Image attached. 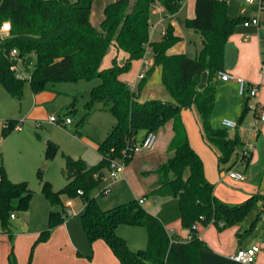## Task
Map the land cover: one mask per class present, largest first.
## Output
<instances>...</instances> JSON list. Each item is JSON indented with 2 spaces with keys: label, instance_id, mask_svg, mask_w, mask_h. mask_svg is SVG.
I'll return each instance as SVG.
<instances>
[{
  "label": "trees",
  "instance_id": "trees-1",
  "mask_svg": "<svg viewBox=\"0 0 264 264\" xmlns=\"http://www.w3.org/2000/svg\"><path fill=\"white\" fill-rule=\"evenodd\" d=\"M183 1L113 0L105 6L97 28L90 21L92 0H0V27L4 22L10 23L6 35L0 32V85L11 97L22 99L25 82L33 92H38L57 81L100 80L89 91L75 132L80 131L97 105L113 115L115 124L97 145L101 159L88 165L82 158L63 154V175L67 182L60 190H54L48 181L43 180L42 168L37 170V177L42 193L51 204L60 203L62 206V194L74 197L78 190H82L81 223L86 237L90 243L104 241L119 264H201L199 251L207 245L191 228L193 223L212 224L218 230L237 226V234H240L244 218L254 204L258 200L264 202V195L257 193L240 203H228L215 196L214 183L205 176L203 161L189 143L182 118L183 109L192 105L196 107L206 141L218 150L219 162H227L234 149L241 146L237 133L229 137L226 130L212 129L210 119L218 72L233 68L237 59V49L229 42V37L246 17L229 16L225 0H194V15L185 20L184 26L200 34L201 47L195 57L185 53L168 54L167 50L180 38L168 23L161 38L151 41V9L158 3L173 15ZM261 3L264 11V0ZM111 46L123 52L125 57L119 61L115 55L111 65L102 68ZM12 49L17 50L23 67L30 72L29 79L16 77L11 69ZM147 50L152 54V62L144 77L137 82L136 89H132L121 75L134 61L143 58ZM157 66L161 71V83L171 100L140 101L139 93ZM204 73L206 83L199 90L197 86ZM250 99L247 93L242 95L239 123L250 110ZM167 123H171L173 130L168 145V151L173 154L156 168L145 171L155 175L146 196L178 199L181 225L190 229L191 237L186 241L169 234L162 221L149 213L139 199L105 210L91 195L92 189L104 181L112 159H122L127 164L145 134L156 132ZM6 124L3 136L16 122L10 119ZM140 132L143 134L139 137ZM257 139L260 159L255 167V181L259 182L264 176V139L259 134ZM58 151V146L47 140L43 157L50 160ZM185 168L190 171L186 178ZM32 195L26 181L13 182L7 177L0 161V233L12 234L10 215L26 211ZM62 210L49 212V228L39 234L33 247L46 241L50 228L63 222ZM120 225L144 226L146 247L131 250L116 232ZM30 258L31 255L28 263ZM8 261L17 264L12 250Z\"/></svg>",
  "mask_w": 264,
  "mask_h": 264
},
{
  "label": "rangeland",
  "instance_id": "rangeland-1",
  "mask_svg": "<svg viewBox=\"0 0 264 264\" xmlns=\"http://www.w3.org/2000/svg\"><path fill=\"white\" fill-rule=\"evenodd\" d=\"M110 1L112 0H92L91 7L93 18L96 20V22H98V17L102 18L104 6ZM260 6V0H254L252 3H245L244 0H229L227 3V13L232 17L242 15L244 17L253 18L255 16L261 20V26H264V11L262 7L260 9ZM187 16V5H184L179 14L175 15L174 17L169 16V19L165 20L163 24L166 25L170 19H176L178 21L186 39L185 53L190 57H195L200 47L199 34L194 30H188L184 27L183 22ZM158 18L159 16L151 14L150 21L155 22ZM243 24L244 23H240L237 25L236 31L242 29ZM97 28H99L98 23ZM160 30L161 26L157 28H152L151 26L150 37L158 39ZM195 49L197 51H195ZM114 52V47L111 46L103 59L102 68H106L111 65L112 58L115 54ZM151 58L152 54L149 50H147L142 60L150 61ZM263 58L264 55L262 54L257 68V76L260 79L259 82H261L259 92L261 95V101L259 102L262 105H264V68H261V61ZM138 63L139 62H135L134 64L132 63L130 69L122 74V76L126 78V82L130 87L135 80ZM249 67H251L249 61H245L244 68L248 69ZM242 78L247 79L246 77ZM99 82L100 80L98 78L91 80H77L74 82L57 81L53 84H48L45 89H42L38 92H33L29 83L25 82L23 88L24 96L25 92L40 93V95H42V99H45L47 102L46 109L37 110L36 114L32 116V121L29 123L24 122V126L21 125V131L15 125L3 136L2 130L5 126V122L0 126V139H3V145L5 148H26V139L19 140V136H17L23 131H31V134L33 133V136L39 144H44L47 139L53 141L48 137L49 134L51 136H58V138H60L59 140L61 147L55 141H53L58 146L59 151L55 155V159H53L55 156L50 159L51 162L49 163V166L43 175V180L48 181L54 190H60L65 185V178L63 175V160L60 158L61 155L59 153L62 151L66 155H69L73 158H82L88 165L99 162L101 155L97 150L96 143L94 142L100 139L101 136L106 132L110 121L114 117L109 111H101L95 107L96 110L91 114V116H89L88 122L79 128L85 137L88 136L89 138L93 139L92 143L95 147H88L83 151L84 155L80 156L76 154H79L78 152L83 150L82 146L71 136H69V134H66L63 128H56L52 126V124H50L49 116L56 115L62 119L69 117L72 120V124L67 125L64 128H66L67 131L76 129L77 123L83 115L82 108L88 99L89 91ZM49 96H52V99L49 100ZM241 99L242 95L239 94L238 88L229 90L228 88L222 86L221 82L218 81L215 91L214 108L210 119L211 128L215 130H226V132L229 134H231V132L235 134L236 130L234 128H225L221 124V121L224 118L231 119L236 122L239 121ZM10 101H12L13 105L14 103H17V100L11 99ZM255 102L256 97H251L250 105L254 104ZM72 104L73 107H71ZM15 105V112L17 113L19 105ZM70 108H73L74 110L72 109V111ZM70 111H72V113H70ZM254 116L252 110H249L242 119L241 123L238 122V130H241L240 132H242V134L243 132L245 134L246 131V135L249 140H254L256 135L254 132H251V134L247 133V129L252 122H254V125L257 128H262V132L264 134V122L260 121L258 118H254ZM200 120L201 128L203 129L201 117ZM47 132H49V134H47ZM234 134L232 136H234ZM240 148L241 147L239 146L234 149L227 162H221L222 165L219 172L215 168L217 175L216 180L220 182L221 186L226 190H232V184L229 180H227L228 177L226 175V171L228 167L234 163ZM144 152L145 151L142 150L135 151L131 160L125 164V178L122 177L114 179L110 177L109 169L106 170V177L104 181L91 191V195L95 198L102 209H110L117 204L135 199V196L146 197V195L149 194V178L144 177L142 174L144 171L142 169V164L146 162ZM6 157L11 160L16 159L14 153L8 154ZM118 163L124 164L123 161H118ZM189 172V168H185V178L188 176ZM47 173L50 180L45 177V174ZM26 182L28 187L33 191V195L29 201L27 210L23 213H16V219L10 220L12 225V234H6L4 240L9 247L8 255H10L12 250L16 261L21 259L22 264H87V257L94 254V257L91 258L93 264H118L115 256L112 254L105 242L96 241L97 243H90L88 241L81 223L82 203L80 195L69 197L65 194H62L60 196L62 204L65 203L67 199L72 200L73 208L76 211V214L65 219L64 222L67 225V230L64 229V224L62 222L55 227L50 228V236L46 241L39 242L33 247V244L39 234L45 229L49 228V212L60 211L62 207L60 203L51 204L50 201L44 196L41 191V182L37 177V171L35 174H33V177L30 179V181L27 180ZM105 189L108 190L105 191ZM262 190H264V180L260 185L259 191L261 192ZM238 191L244 192V194L247 192L249 193V191L246 189H241ZM144 206L146 207V210L153 215L157 213L159 214L160 212L161 214H164V216L167 217V220L169 221L168 226H170V228H174L176 232L186 230L190 235V229L183 228L181 225L178 199L176 197H162L156 201L149 198L148 204ZM256 208L257 206H253L249 211L248 216L244 220L246 224L248 223L249 217ZM177 222H179L178 225ZM197 228L198 230H196L199 234L201 227L199 228L198 225ZM129 229H140V231H142V239L140 242H138V240H136V242L134 241L137 235L133 237L134 235L129 232ZM118 232L126 240L131 250L143 249L146 247L147 238L146 229L144 226L121 225ZM30 255L31 258L30 262L28 263Z\"/></svg>",
  "mask_w": 264,
  "mask_h": 264
},
{
  "label": "crops",
  "instance_id": "crops-1",
  "mask_svg": "<svg viewBox=\"0 0 264 264\" xmlns=\"http://www.w3.org/2000/svg\"><path fill=\"white\" fill-rule=\"evenodd\" d=\"M225 1L227 3L229 2V0H225ZM244 2L246 3L245 0ZM184 5H187V10H188V16L185 18L186 20L188 18L193 17L194 15V0H184L179 11L173 15L168 14L163 8V6H161L158 3H156L151 9V14H155L159 16V18L156 19L155 22L150 21L151 26L152 28H157L161 26V30L159 31L158 39H154L152 37H149V39L151 41L159 40L162 34L164 33L165 26L168 23L172 24V26L174 27V34L180 38V40L177 43H175L173 46H171L167 50L168 54L185 53V49H186L185 40L186 39L183 35V32L181 30V27L178 21L176 19H170V21L166 25L163 24L165 20L169 19V16L174 17L175 15L179 14L180 11L183 9ZM103 16L104 14L102 13V18L98 17L97 18L98 22H96V20L93 18V12H92V7H91L90 21L93 26L97 27V23L98 25L100 24V22L103 19ZM250 18L252 17H246V20ZM258 20L260 23L259 25H256V24L244 25L243 24L242 29L236 31V28H235L234 33L229 37V42H231V44L237 49V59H236V62L233 68L228 69L226 71L232 73L233 75L246 77L247 79L245 80L247 81L248 85H252V84L257 85L259 88V91L256 97V102H258L259 105H262L259 102L261 101V95L259 93L261 82H259L260 79L257 76V68H258L259 60L261 59L262 52L264 51V46H263L264 26H261L262 22L260 19ZM188 30H193V29H188ZM150 31H151V28H150ZM199 43L201 47L200 34H199ZM114 50H115L114 56L116 55L119 61L125 57V54L123 52H120V51L118 52L115 48ZM195 51L197 50L195 49ZM142 59L143 58L133 62V64L135 62H139L137 66L135 80L133 81V83H136V84L138 82L136 76L138 72L140 71L142 67V63H143ZM245 61H249L250 63L251 67H249L248 69L244 68ZM149 62L150 63L152 62V58L150 59ZM160 75H161L160 67L157 66L155 67L149 80L147 81V83L145 84V86L142 88V90L139 93L140 101L154 99V98L162 99V100H171V96L169 92L165 89V87L161 83ZM121 79L126 81V78H124V76L122 75H121ZM218 81L221 82L222 86L228 88L229 90L238 88V84L234 80L224 81L218 78L217 82ZM216 87H217V84H216ZM5 92H6L5 89L0 85V126L4 122L6 123V121L10 119L14 120L16 123L19 122L21 123L22 126H24V122L29 123L30 121H32V116L36 114L37 110H45L47 107L46 106L47 102L45 101V99H42V95H40V93L25 92V96L23 94L22 99L17 100L11 97L7 92L6 93ZM11 99L17 100L16 101L17 103H14L13 105L12 101H10ZM50 99H52V96H49V100ZM15 104L19 105L17 113L15 112L16 111ZM96 107L97 109L101 111H107V110L101 109L100 105H97ZM182 118H183V122L185 124L186 130H187L189 143L193 147V149L199 154V156L201 157L203 161L205 176L209 181L214 183V194L216 197L228 203H240V201H244V199L248 198L252 194L257 193V194L264 195V190H262L261 192L259 191L260 185L262 181L264 180V176L259 180V182L255 181L256 176H257V173H256L257 171L255 167L258 165L259 159H260V151L258 149L257 134H259L260 138L264 139L262 128H258V132L254 133L256 134L255 139H254L256 141V146L252 150L251 155L249 157V161L248 163H246V166L243 169L244 179L242 180V182H240L237 180L227 178V180H229L232 184V190H226L221 186L220 182L216 180V177H217L216 170H218L219 172L220 167L222 165L221 162L218 161L219 152L216 148H214L209 143H207L203 129L201 128L200 115L196 107L192 105L191 107L183 109ZM50 124H52V126L56 128H63L66 134H69V136H71L77 143H79L82 146L83 150L79 151L78 152L79 154H76V155L82 156L84 155L83 151L85 149H87L88 147L89 148L95 147L94 144L92 143L93 139L89 138L88 136L85 137L82 134L81 130L79 132H75V129L67 131L66 128H64L67 125L72 124V120L69 123H63V124H57V123L50 121ZM114 124H115V118H113L110 121V124L108 128L106 129V132L101 136V138L94 142L96 143V145H98L99 141H102L105 138L108 130ZM221 124H222V121H221ZM238 126L239 124L237 125L236 128H234L236 130L235 134L237 133L242 143H244L245 141H248L249 138L246 135V131H245V134L244 132L242 134V132H240L241 130H238ZM251 132L252 131H250V125H249L247 129V133L251 134ZM47 134H49V132H47ZM142 134L143 132H140L139 137ZM233 134H234L233 132H231V134L228 133L229 137H233L232 136ZM17 136H19V140L26 139V145H27L26 148H23V147H21L20 149H15V147L5 148L3 145L4 143L3 139H0V161L2 162L4 166L7 177L13 182H21V181H27V180L30 181V179L33 177V174H35L39 168H42V172L44 175V172H46L47 167L49 166V163L51 162V160L46 161L43 157L45 143L49 139H47L44 142V144H39L38 141L33 136V133L31 134V131L30 132L23 131L22 133H20V135H17ZM172 136H173L172 125L171 123H167L165 126H163L158 131L155 132V142L151 148L145 149V148L137 147L134 150V152L140 151V150L145 151L144 153H145L146 162L142 164V169L144 170L142 174L144 177L149 178L150 189L152 187V184L155 181V175L152 173L147 174L145 173V171L156 168L158 165L165 162L169 157L172 156L173 152L168 151V145H169V142ZM48 137L52 139L53 141H55L61 147V143L59 140L60 138H58V136H51L49 134ZM13 153L16 156L15 160H11L6 157V155L13 154ZM59 154L61 155L60 158H62L63 166H64L63 154L65 153L61 151ZM55 158L56 156L53 159ZM124 172H125V168L123 170V175H122L123 178H125ZM45 177L49 179L48 173L45 174ZM66 182L67 180L65 178V184ZM241 189H246L249 191V193L247 192L244 194V192L238 191ZM149 198L156 201L157 199H161L162 197L135 196V199H142L141 205L145 209L146 207L144 205L148 204ZM81 203H82V200H81ZM256 204L254 205V207L257 206V208L253 211L252 215L249 217L248 223L246 224L243 221V230L242 232H240V234H237V230H238L237 226H231V227H227L222 230H218L212 224H209L207 226L199 225V228L201 227V231L199 232V234L198 233L197 234L203 241H205L207 245L205 249H201L199 251V257H200L201 264H241V263L233 261L230 258L231 254H233L238 248H245V247L250 246L251 244H257L261 248L264 249V202L263 200H258ZM82 211H83V203H82L81 213ZM154 215L162 221V223L164 224L169 234H174L180 237V239H186L189 236L186 230L176 232L174 228H170V226H168L169 221L167 220V217H165L164 214H161V212L159 214L157 213ZM247 216L248 214L246 215V217ZM15 219H16V216L11 218L10 220H15ZM63 224H64V229L67 230L66 223L63 222ZM178 224L179 222H177V225ZM120 226H118L116 230L119 236H121L118 232ZM129 232L132 235H134L133 237L137 235V237L134 239L135 242L136 240L140 242V240L142 239L141 237L142 231H140V229H134V230L129 229ZM5 236H6L5 233H0V264H9V261H8L9 247L4 241ZM146 238H147V235H146ZM99 241H102V240H97V242ZM97 242L95 241V243ZM92 257H94V254L87 257V264H93L91 261ZM16 263L22 264L21 259L17 260ZM252 264H264V251H261L257 254L256 259L254 263Z\"/></svg>",
  "mask_w": 264,
  "mask_h": 264
},
{
  "label": "built area",
  "instance_id": "built-area-1",
  "mask_svg": "<svg viewBox=\"0 0 264 264\" xmlns=\"http://www.w3.org/2000/svg\"><path fill=\"white\" fill-rule=\"evenodd\" d=\"M245 1L247 3H252L254 0H245ZM260 5H261L260 6V9H261L262 7L261 0H260ZM243 23L244 25H248V24L259 25L260 24L257 17L247 19ZM9 30H10V23L9 22L2 23L0 27L1 34L6 35ZM10 56L13 59V64L11 66V69L15 72L16 77L20 79H29L30 72L26 71L25 68L23 67L20 61L21 59L18 57L17 50L12 49L10 51ZM142 61H143L142 67L136 76L138 81L144 77L146 70L150 66L149 61H146V60H142ZM261 62H262L261 68L263 69L264 68V58ZM218 78L224 81H227V80L236 81L238 84V91L240 95H244L245 93H247L250 97H257L258 95L259 88L257 85H254V84L248 85L247 81L244 78L233 75L232 73L228 71H219ZM131 88L136 89V83H132ZM250 110H252L253 116H254V113L258 114L257 116H254V118H258L259 120L264 121V105H259L258 102H255L254 104L250 105ZM49 120L57 124L69 123L71 121L70 118L62 119L60 117H57L56 115H50ZM222 125L225 128H236L238 123L234 120L224 118L222 120ZM6 126L7 124L5 123L4 127ZM16 127L20 130L21 123L19 122L16 123ZM250 131L254 133L258 132V128L254 125V122L250 124ZM154 142H155V132H148L145 134V136L139 143L138 147L148 149L153 146ZM255 146H256L255 140H248L241 144L240 146L241 148L238 151V154L236 156L234 163L226 171V175L228 178L237 180V181H242L244 179L243 169L245 168L246 162L249 159L251 152L255 148ZM118 161H123V160L122 159H112L109 165V175L110 177L114 179H118L122 177L123 170L125 167V163L119 164ZM107 190L108 189H105V191ZM77 194L81 196L83 194L82 190H78ZM139 203L140 204L142 203V199H139ZM75 214H76V211L73 208L72 200L67 199L66 202L63 203V210L61 213L63 222L65 221L67 217L73 216ZM10 217L13 218L15 217V215L11 214ZM198 225H199V222H195L192 224L191 228L196 230ZM220 225L222 226L223 223L220 222ZM190 237L191 235H189L186 239H182V240L186 241L190 239ZM261 251H264V249L261 248L259 245L251 244L250 246L245 247V248H238L233 254H231L230 258L233 261L241 263V264H252L254 263L257 254Z\"/></svg>",
  "mask_w": 264,
  "mask_h": 264
},
{
  "label": "water",
  "instance_id": "water-1",
  "mask_svg": "<svg viewBox=\"0 0 264 264\" xmlns=\"http://www.w3.org/2000/svg\"><path fill=\"white\" fill-rule=\"evenodd\" d=\"M205 83H206V73H204L202 75V79H201L200 83L198 84L197 89H199V90L203 89L205 86Z\"/></svg>",
  "mask_w": 264,
  "mask_h": 264
},
{
  "label": "snow or ice",
  "instance_id": "snow-or-ice-1",
  "mask_svg": "<svg viewBox=\"0 0 264 264\" xmlns=\"http://www.w3.org/2000/svg\"><path fill=\"white\" fill-rule=\"evenodd\" d=\"M5 27H7V26H5Z\"/></svg>",
  "mask_w": 264,
  "mask_h": 264
}]
</instances>
